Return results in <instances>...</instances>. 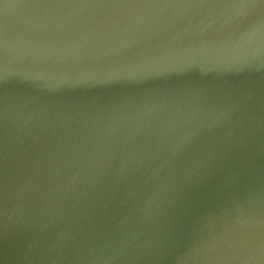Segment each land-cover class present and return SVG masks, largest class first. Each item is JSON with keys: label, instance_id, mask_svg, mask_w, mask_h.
I'll return each mask as SVG.
<instances>
[{"label": "water", "instance_id": "1", "mask_svg": "<svg viewBox=\"0 0 264 264\" xmlns=\"http://www.w3.org/2000/svg\"><path fill=\"white\" fill-rule=\"evenodd\" d=\"M0 264H264V0H0Z\"/></svg>", "mask_w": 264, "mask_h": 264}]
</instances>
